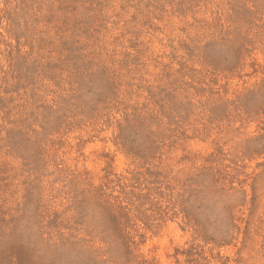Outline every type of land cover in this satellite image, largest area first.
Wrapping results in <instances>:
<instances>
[{
    "label": "rangeland",
    "instance_id": "rangeland-1",
    "mask_svg": "<svg viewBox=\"0 0 264 264\" xmlns=\"http://www.w3.org/2000/svg\"><path fill=\"white\" fill-rule=\"evenodd\" d=\"M0 264H264V0H0Z\"/></svg>",
    "mask_w": 264,
    "mask_h": 264
}]
</instances>
